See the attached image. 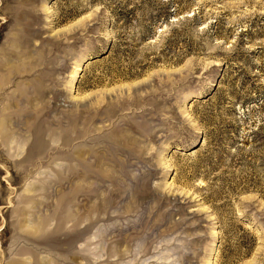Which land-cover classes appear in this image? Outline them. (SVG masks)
Wrapping results in <instances>:
<instances>
[{
  "label": "rangeland",
  "instance_id": "obj_1",
  "mask_svg": "<svg viewBox=\"0 0 264 264\" xmlns=\"http://www.w3.org/2000/svg\"><path fill=\"white\" fill-rule=\"evenodd\" d=\"M0 264H264V0H0Z\"/></svg>",
  "mask_w": 264,
  "mask_h": 264
},
{
  "label": "bare ground",
  "instance_id": "obj_2",
  "mask_svg": "<svg viewBox=\"0 0 264 264\" xmlns=\"http://www.w3.org/2000/svg\"><path fill=\"white\" fill-rule=\"evenodd\" d=\"M79 66H77V68H76V73H75V75H74V78L72 77V79L74 80L75 79V77L77 78V75H78V71H79ZM72 79H71V81H72ZM216 235L215 234H213V237H215Z\"/></svg>",
  "mask_w": 264,
  "mask_h": 264
}]
</instances>
